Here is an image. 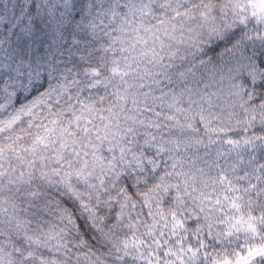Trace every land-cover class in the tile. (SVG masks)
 Returning a JSON list of instances; mask_svg holds the SVG:
<instances>
[{"label":"snow or ice","instance_id":"snow-or-ice-1","mask_svg":"<svg viewBox=\"0 0 264 264\" xmlns=\"http://www.w3.org/2000/svg\"><path fill=\"white\" fill-rule=\"evenodd\" d=\"M62 4L66 10L73 6L72 0ZM49 11L54 14L55 7ZM23 16L21 12L15 23ZM84 16L90 19L80 23L93 35L108 24L110 42L100 45L94 61L81 57L88 65L84 75L90 78L83 87L67 75L53 86L48 81L54 69L45 76L25 51L0 39V240L13 232L21 236L27 248L12 247L28 264H68L52 254L62 250L68 255V236L82 249L74 252L75 264H101L105 253L116 264H264V163L254 164L249 157L245 165L237 138L209 139L220 147L203 160L192 157L187 166L183 156L173 157L183 191L179 181H167L172 173L162 175L151 192L141 194L150 208L145 219L125 211L136 207L131 185L108 197L119 201L114 215L99 210L108 192L106 173L114 181L125 174L115 153L133 163L126 158L131 149L123 142V123L138 122L136 113L142 104L147 106L151 86L177 60L199 53L210 61V54L251 46L248 71L253 81H262L257 87L264 88V0H95L87 4ZM5 19L0 15V23ZM32 27L29 18L21 31L30 36ZM100 88L110 90V97L108 91L94 92ZM194 94L199 95L173 90L167 96L168 118L182 129L198 131L203 123L215 133ZM186 96L191 107L184 103ZM255 119L264 123V105L252 109ZM201 143L200 137L185 136L174 140V149L187 153ZM251 143L243 139L245 146ZM105 145L113 153L110 159ZM132 155L142 167L141 155ZM172 188L175 199L166 207L163 194ZM94 234L108 246L99 254L90 246ZM6 243L11 241L0 242V264H17Z\"/></svg>","mask_w":264,"mask_h":264},{"label":"clouds","instance_id":"clouds-1","mask_svg":"<svg viewBox=\"0 0 264 264\" xmlns=\"http://www.w3.org/2000/svg\"><path fill=\"white\" fill-rule=\"evenodd\" d=\"M89 2L95 3V0H72V8L66 10L62 0H47V3L45 0H0V15L6 17L4 22L0 23V39L11 41L14 49L25 51L34 65L44 69L45 76L50 67L54 69L53 78L48 81L53 86L62 82L61 77L67 75L70 79H77L79 82L77 86L83 87L90 78L84 75L83 69L88 65L81 57H89L94 61L99 55L100 45L110 42V37L107 35L108 24L98 28L93 35L84 24L80 23L82 18L85 21L90 19L84 16V10ZM13 4L16 5L15 16L12 15ZM21 6L24 7V16L20 23L16 24L15 19L21 14L19 11ZM53 6L54 14L49 11V8ZM29 18L33 26L30 36L21 31L24 25L29 23ZM252 53L251 46L246 50L243 47L235 48L214 55L210 54L212 55L210 61L199 53L196 55L189 53L186 61L177 60L176 66L167 70V76L159 77L160 83L151 86L152 95L148 98L147 106L142 104L141 111L136 113L138 122L123 123L125 129L123 142L131 149L126 153V158L133 160V163L126 164L120 159L119 152L115 153L118 167L123 169L125 174L118 181H114L113 174L106 173L109 178L105 185L108 192L103 198L105 202L99 204L101 214L114 215L116 211H119V201H108V197L120 195L121 188L131 185L136 207L125 209V211H132L134 216L139 215L140 219H145L150 208L145 204L144 196L141 194L151 192L165 173H172L166 178L167 181L173 184L179 181L183 191L182 177L174 174L178 169L173 168L176 163L173 157H177L178 154L183 156L185 166L194 156H199L203 160L206 153L214 154V150L220 147V143H209V139L223 141L225 137L237 138L245 150V165L248 164L249 157L255 158L252 161L254 164L264 163V132L257 131L264 128V123L260 119L251 120L252 109H259L264 105V99H262L264 88L257 87L262 81H253L248 71V61ZM201 59L204 63L200 62ZM181 71L186 73L183 78L177 75ZM77 73L79 76L76 75ZM22 79L26 80L27 77ZM182 89H189L199 94L198 96L194 94L192 98L196 100L197 107H203L209 117L208 127L216 129L215 133H210L203 123L198 124V131L182 129L175 121L168 118L171 110L167 104V96L173 90L178 94ZM105 91L109 92L110 97V90L104 88L94 90L101 95ZM152 97L159 99L154 101ZM209 100L212 102L209 103ZM201 101H203L202 105ZM108 103H111L110 98L104 101L105 105ZM184 103L191 107L187 96ZM129 107L131 108V105ZM171 114L175 115L174 112ZM129 126L133 129L132 131H127ZM221 129H227V131H221ZM185 136L200 137L203 143L191 145L187 153L182 149L178 153L174 149V140ZM245 137L252 143L245 146L243 144ZM256 137L261 138L257 140ZM224 147L228 146L224 145ZM106 148L107 145H105V155L110 159L113 153H108ZM133 153L141 155L142 167L135 163ZM113 182L116 184L115 188L111 186ZM175 192L176 189L172 188L169 193L163 194L166 207L174 201ZM156 203L158 202L154 200L151 210H155ZM6 240L11 241L6 243L5 247L17 256V264H28L23 254L12 247V244H15L17 249H26L27 242H22L23 238L14 232L0 242ZM66 243L70 246L67 256L62 250L52 254L59 256L61 260H66L68 264H75L74 252L82 249L77 247L72 236L66 238ZM90 246L98 254L108 247L99 234L93 235ZM39 250L48 254L46 248L42 247ZM100 259L101 264H116L114 258L107 253Z\"/></svg>","mask_w":264,"mask_h":264},{"label":"trees","instance_id":"trees-1","mask_svg":"<svg viewBox=\"0 0 264 264\" xmlns=\"http://www.w3.org/2000/svg\"><path fill=\"white\" fill-rule=\"evenodd\" d=\"M13 7L16 8V5L13 4V5H12V8H13ZM23 10H24V7L21 6L20 9H19V11H20V12H23Z\"/></svg>","mask_w":264,"mask_h":264}]
</instances>
